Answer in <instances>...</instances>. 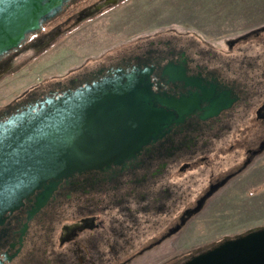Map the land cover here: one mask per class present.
Wrapping results in <instances>:
<instances>
[{
	"label": "flooded vegetation",
	"instance_id": "af4514ba",
	"mask_svg": "<svg viewBox=\"0 0 264 264\" xmlns=\"http://www.w3.org/2000/svg\"><path fill=\"white\" fill-rule=\"evenodd\" d=\"M129 1L70 0L0 58V81ZM131 74L167 103L166 135L122 166L62 181L43 206L36 191L0 222V264H184L264 228L251 227V188L239 186L264 156V25L217 44L175 29L138 37L34 85L0 121Z\"/></svg>",
	"mask_w": 264,
	"mask_h": 264
},
{
	"label": "water",
	"instance_id": "95a60500",
	"mask_svg": "<svg viewBox=\"0 0 264 264\" xmlns=\"http://www.w3.org/2000/svg\"><path fill=\"white\" fill-rule=\"evenodd\" d=\"M70 0H0V58L57 17ZM103 80L47 98L0 121V222L36 191L43 206L77 174L107 171L168 132L172 115L145 77ZM184 264H264V228Z\"/></svg>",
	"mask_w": 264,
	"mask_h": 264
},
{
	"label": "rangeland",
	"instance_id": "374dc122",
	"mask_svg": "<svg viewBox=\"0 0 264 264\" xmlns=\"http://www.w3.org/2000/svg\"><path fill=\"white\" fill-rule=\"evenodd\" d=\"M262 25L264 0H131L61 39L38 60L25 58L22 69L0 81V109L34 85L138 37L175 29L217 44ZM262 136L264 129L254 139ZM239 186L251 188V227L264 225V156L251 165V175Z\"/></svg>",
	"mask_w": 264,
	"mask_h": 264
}]
</instances>
